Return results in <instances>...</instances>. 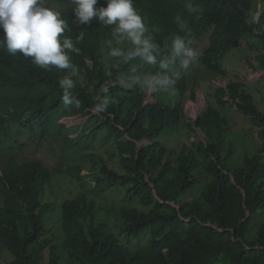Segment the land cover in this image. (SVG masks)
<instances>
[{
    "label": "trees",
    "instance_id": "obj_1",
    "mask_svg": "<svg viewBox=\"0 0 264 264\" xmlns=\"http://www.w3.org/2000/svg\"><path fill=\"white\" fill-rule=\"evenodd\" d=\"M143 1V9L139 3L134 7L162 51L176 35L193 39L195 47L205 35L208 44L198 62L225 77L222 57L248 36V49L263 46L257 48L256 61L264 71V6L255 20L251 0ZM41 2L59 8L68 24L64 36L76 42L84 33L83 40L76 42L79 54L68 52L79 71V77H73L77 80L74 102L65 105L61 99L58 80L67 70L43 69L31 58L0 49V129L6 123L18 126L19 134L30 139L24 148L35 142L59 144L62 154L88 149L97 134L108 159L92 156L95 185L81 175L79 165L65 166L66 161L51 169L42 159L23 156L2 167L0 264H46V260L47 264H264V110L244 90L240 77L218 87L219 108L207 103L194 121L204 139L182 144L178 152L170 150L158 139L164 130L172 132L186 119L184 100L170 105L160 99L166 93H154V102L145 104L146 94L130 83L135 68L142 67L139 59L125 64L103 55V47L109 52L106 41L112 39L113 26L100 25L95 19L90 25H77L71 0ZM98 6H105L104 0ZM175 79L174 90L183 97L188 80ZM102 87H107L115 103L96 114L91 109L97 97L105 95ZM228 102L258 127L261 157L245 154L231 162L232 142L223 136L227 120L220 110ZM88 114L98 123L86 143L69 133H53L55 123L64 127L61 118ZM141 141L147 143L140 149ZM113 161L118 163L116 170L109 166ZM56 173L74 178L71 195L58 204L56 192H47ZM197 174L209 180L201 198L180 199L194 187ZM124 190L128 196L114 219L99 217L98 211L104 212L105 206L97 208L95 196ZM56 210L61 235L44 223L45 214ZM45 231L48 236L41 235ZM5 253L12 257L8 262L2 261Z\"/></svg>",
    "mask_w": 264,
    "mask_h": 264
},
{
    "label": "rangeland",
    "instance_id": "obj_2",
    "mask_svg": "<svg viewBox=\"0 0 264 264\" xmlns=\"http://www.w3.org/2000/svg\"><path fill=\"white\" fill-rule=\"evenodd\" d=\"M251 2L253 4V10L255 11L254 19L257 20L260 11L264 6V0H251ZM42 6L48 7L54 11L59 9L56 5L49 2L44 3ZM248 39L249 37L247 36L243 39V43L239 47L232 48L222 57L221 64L227 70V76H216L201 66L198 62L187 69L188 84L185 89V98H182L179 92L172 91L170 94L168 92L166 95L160 96V99L167 101L170 105H173L176 101H181V99H183L185 106L187 103L191 105L190 111H188L187 114L193 113L194 106L198 107L199 112H202L206 108L207 102L211 103L214 107L219 108L216 101L217 88L225 87L227 81L240 77L245 84L244 90L252 95L255 105L259 110L263 111L264 71L257 68L256 61V55L258 53L257 48L261 49L263 46L258 44L256 49L250 50L246 46ZM207 43L208 37L204 35L198 43L199 50H202L203 47L205 48ZM102 52L106 59L110 58L106 47L102 48ZM144 69H147V71L151 73L158 71L155 66L142 65V67L137 66L135 68L136 75H143L145 73ZM192 94L194 95V99L192 98ZM146 99H149L150 101L152 100L150 95H146ZM220 110L221 115L227 120V125H225L226 130L223 133V136L227 142L230 144L232 142L231 147L233 152L230 158L231 162L240 159L245 154H257L261 157L262 154L260 153V147L262 143L257 134L258 127L253 125L252 119L240 113L237 110L236 105L232 102H228V104L223 108H220ZM59 123L64 125V127H59L58 124L55 123L52 127L54 134L55 132L61 135L69 133L70 137L78 139L82 142V144H84L87 142L89 135H92L93 128L97 125L98 121L96 119L94 120L91 114H88L66 116L61 118ZM190 126L194 127L195 130L192 131ZM71 129L75 130L69 132ZM19 133L20 129L18 126L10 125L8 123L3 125L0 129V173L2 171V167L7 164L6 161L16 156L42 159L51 169H53L57 164H61V162L66 161L65 166L79 165L81 168V175L86 176V180L92 183V185H95L94 179L92 178L94 169L92 156L97 155L105 160L108 159L106 147L102 145L103 139H101L97 134L90 141L88 149H71L69 154H62L59 149V144H54L53 147H51V145L46 142H43L42 144L35 142L29 147H21L17 144L18 142L14 141V139L20 140L23 144L30 142V139L26 138V134ZM202 139H204L203 133L194 125L193 118L188 117V119H184L179 124V127L174 131L171 132L168 129L164 130V133L160 134L158 140L162 143V145L170 148V150L173 149L178 152L182 144L190 146L192 142ZM143 145H145L143 142H138V147ZM225 148H228L227 144ZM109 166L116 170L118 163L117 161H113L109 163ZM73 180L74 178L69 176L67 173L54 174L52 184L47 189V192H56L58 197L55 196V203L58 204L60 200L62 201L63 199H66V196L71 195L70 188L73 186ZM207 180L208 178H206L205 175L197 174L194 178V181L196 182L194 187L186 193V195H182L180 199L189 202L193 198H201V192L204 189L205 184L209 181ZM66 188H68V190L65 192L64 189ZM73 192L75 193V191ZM125 196H128V193L125 190L119 191L118 194H116V192L111 193L108 191L106 196H95L97 199V208L102 207L103 205L105 206L104 212L101 210L98 211V216L101 217L102 215H106L108 220L114 219L116 209L120 205H123L120 202H122ZM72 197L73 196H71V198ZM45 218L46 220H44V223L47 225V229H51L56 234H59L61 231V225L59 224V214L57 210L56 212L45 214ZM46 231L42 232L41 235L48 236L46 235ZM61 234L62 233H60V235ZM11 259L12 257L8 253H5L4 256L2 255L3 262H8ZM45 263L47 264L48 260H46Z\"/></svg>",
    "mask_w": 264,
    "mask_h": 264
},
{
    "label": "clouds",
    "instance_id": "obj_3",
    "mask_svg": "<svg viewBox=\"0 0 264 264\" xmlns=\"http://www.w3.org/2000/svg\"><path fill=\"white\" fill-rule=\"evenodd\" d=\"M71 4L74 5L73 21L77 25H90L95 19L100 25L113 26L112 39L106 41L110 57L118 58L125 64L139 59L142 65L158 69L155 73L146 72L131 78V85L151 96L150 101L145 95V104L154 102V93L177 91L174 90L175 77L184 76L188 80L187 69L197 64L202 54L198 43L204 36L199 38L195 47L193 39L176 35L171 41L168 40L169 46L165 45V50L162 51L149 34L144 18L134 7V0H104L105 6H98L100 0H71ZM67 29L68 24L61 18V13L42 6L41 0H0V49H5L9 55L20 53L31 58L33 64L43 69L55 67L67 70L58 80L62 91L61 99L65 105L74 102L72 97L77 80L73 77H79L78 68L71 62L68 52L79 54L76 42L84 38V33L80 32L74 42L71 37L64 36ZM126 43L130 45L127 48L123 47ZM200 65L202 66L201 63ZM107 91V87L101 88L105 95L97 97L91 111L96 114L104 113L115 103L107 95ZM185 95L186 92L182 98ZM78 103L76 101L77 106ZM190 106L188 103L185 106L184 103L183 111L185 118L192 117L194 122L201 112L194 106L193 113L187 114ZM20 158L22 157L16 156L8 159L4 167ZM2 159L4 160L3 157Z\"/></svg>",
    "mask_w": 264,
    "mask_h": 264
},
{
    "label": "bare ground",
    "instance_id": "obj_4",
    "mask_svg": "<svg viewBox=\"0 0 264 264\" xmlns=\"http://www.w3.org/2000/svg\"><path fill=\"white\" fill-rule=\"evenodd\" d=\"M141 4L140 6H141V8H142V3L144 4L145 2L143 1V0H134V6H136V4ZM143 9V8H142ZM139 11V10H138ZM146 26L147 27H149V25L148 24H146ZM156 30L157 31H159V32H161L162 30H161V27H156ZM168 40V39H167ZM139 62H140V60H139ZM14 141H16V142H18L17 144L19 145V146H23L24 144H23V142H21L20 140H16V139H14ZM3 175H4V173H2Z\"/></svg>",
    "mask_w": 264,
    "mask_h": 264
},
{
    "label": "water",
    "instance_id": "obj_5",
    "mask_svg": "<svg viewBox=\"0 0 264 264\" xmlns=\"http://www.w3.org/2000/svg\"><path fill=\"white\" fill-rule=\"evenodd\" d=\"M214 226H216V225H214Z\"/></svg>",
    "mask_w": 264,
    "mask_h": 264
}]
</instances>
